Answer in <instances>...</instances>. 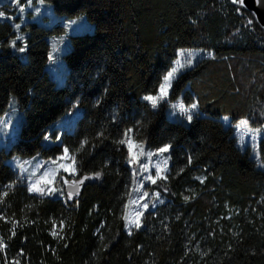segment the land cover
<instances>
[{
  "label": "trees",
  "instance_id": "16d2710c",
  "mask_svg": "<svg viewBox=\"0 0 264 264\" xmlns=\"http://www.w3.org/2000/svg\"><path fill=\"white\" fill-rule=\"evenodd\" d=\"M45 1L58 13L86 14L95 30L70 37L58 85L46 65L49 36L64 26L27 21L14 49L12 21L20 17L0 5L7 13L0 17V119L12 93L24 115L19 134L0 144V238L8 255L21 264H264V168L240 148L233 126L242 119L264 126V26L255 14L239 0ZM184 48L211 55L173 79L168 99L153 108L143 97L156 94ZM178 100L196 103L200 114L172 118ZM75 101L83 113L74 129L46 142ZM128 129L151 150L170 145L171 157L167 179L147 184L162 201L131 234L124 217L133 169L119 143ZM65 148L76 173L59 172L58 195L29 191L6 162L55 159ZM259 151L264 161V136ZM99 171L77 195L65 194V183Z\"/></svg>",
  "mask_w": 264,
  "mask_h": 264
},
{
  "label": "rangeland",
  "instance_id": "374dc122",
  "mask_svg": "<svg viewBox=\"0 0 264 264\" xmlns=\"http://www.w3.org/2000/svg\"><path fill=\"white\" fill-rule=\"evenodd\" d=\"M0 5H6V8L14 9L16 15H19L20 17L19 20L12 21L16 31V37L13 38L10 43L14 49H16V42L18 40L24 39L27 35V32L21 29V26L27 21H35L48 27H52L56 24H61L64 26V31L62 33H56L49 36L52 54L48 64L46 65L49 75L55 79L56 83L58 85L63 84L68 71L64 53L71 46L70 37L75 34L93 32L95 30L94 22L91 21L84 13L75 16L58 13L54 9L52 3L45 0H19V3H17L16 0H0ZM21 6L23 7V11H21ZM0 11L4 12L5 15L7 14L4 9H1ZM182 51L184 53L183 55H181ZM209 55H211V52L207 50L193 48L180 49L178 51V57L175 59L172 68L177 66V61H179V63L183 64L184 66L179 69L173 79H175L181 72L192 67L201 58L207 57ZM188 61H190V63ZM167 99L168 96L165 100ZM179 102H181V100H178V103ZM185 106L188 105L185 104ZM192 111L193 116L200 114L198 107ZM82 113L83 107L77 101H75L70 111L64 117H62L58 123L56 136H50V129L45 137L46 142L59 143L61 141L62 132L72 131L75 127L78 117L81 116ZM168 113L172 118L189 122L187 115L181 113L176 107L171 106ZM23 119L24 115L19 108L18 99L16 95L12 93L9 98L7 111L0 119V144L5 146L10 144L11 139L19 134ZM222 120L226 125L231 123L228 117H223ZM242 121H246V124H242ZM233 126L240 148L242 150L249 148L251 156L257 160L258 166L264 168V161L261 159V154L259 151V142L264 136V126L261 128H253L249 125L246 119L238 121L236 124H233ZM129 137L133 144L132 151L135 154V162H129L133 169V180L125 208V216H127L129 220H135L137 217H139V222L141 225L142 217L145 211L155 207V205L163 199L158 191L149 189L147 184L151 183V179H146V177L157 179V167H159L161 174L166 176L167 171H169L171 157L169 150L164 153H158V150H151L148 148L146 142L135 140L132 136V133H129ZM123 139H126L125 135ZM140 144L143 145L142 151L144 153L151 152L154 153V155L151 157H148L147 155H141V149L136 147V145ZM62 156H64V153L55 159L44 158L37 155L31 157L13 155L9 157L6 162L19 171L20 175H22V178L26 180L29 191L30 188L35 187L44 189V192L49 195H58L61 194L62 191L60 186H58L55 181L59 172L64 171L61 165H66L69 168L73 166V162L71 160L72 155L69 152V158L64 160L58 159ZM131 159H133L132 156H130L129 161ZM53 161H55V163H53ZM142 168H146L147 170L143 171ZM66 173L75 174L76 171L75 173H72L71 171ZM49 181H51V183H49ZM31 192L38 193L39 191ZM144 193H147V195L145 196ZM156 193H159V196H157ZM145 203L148 205L147 208L143 207ZM130 227L131 231L133 228H136L134 225H130ZM125 230L129 233L128 227H126V225Z\"/></svg>",
  "mask_w": 264,
  "mask_h": 264
},
{
  "label": "snow or ice",
  "instance_id": "6c2138e0",
  "mask_svg": "<svg viewBox=\"0 0 264 264\" xmlns=\"http://www.w3.org/2000/svg\"><path fill=\"white\" fill-rule=\"evenodd\" d=\"M16 2L19 3V0H16ZM239 2L242 3V0H239ZM21 11H23V7L22 6H21ZM4 15H5L4 12L0 11V17H3ZM20 51H24V49L21 48ZM183 54L184 53L182 51L181 52V55H183ZM188 62L190 63V61H188ZM183 66H184L183 64H180L179 61H177V66H174L170 71L167 72V74H165L163 76L162 81L159 83L158 89L156 90V94L155 95H152V94L146 95V96L143 97V99L146 100V101H148L153 108H156L161 101H163V100H165L167 98L168 93H169V89L171 88L172 80H173L175 74ZM174 107L178 108L181 113L186 114L187 115V119L189 121H191L192 118H193V111L192 110L196 109L197 104L196 103H192L191 105L185 106V104L181 101L177 105H175ZM225 119H227V118H225ZM241 123L242 124H246V121H242ZM131 132H132V129L126 130L125 133H124L126 139H122V140L119 141V143L126 144L128 146V150H129L130 156L133 157V159H131L129 161L130 163L135 162V154L132 151L133 144H132L131 139L129 137V133H131ZM87 143H88L87 140L83 141L81 143V145H80V149H77V151L82 150L84 148V145L87 144ZM136 147L139 148V149H141V152H140L141 155H147L148 157H151L152 155H154V153H151V152L144 153L142 151V148H143V145L142 144L136 145ZM169 148H170V145H164L162 148L158 149V153L167 152L169 150ZM68 151L69 150L67 148H65L64 149V156H62V157H60L58 159L64 160V159L69 158L68 157ZM189 159H191V158H189ZM71 160L73 162V166L71 168H69L68 166L63 165V164L61 165V167H63V169H64L65 172L71 171L72 173H75L76 168H75V156L74 155L71 157ZM53 163H55V161H53ZM165 163H166V161H165ZM142 170L143 171H146L147 169L146 168H142ZM156 172H157V178L167 179L166 176H163L161 174V171H160L159 167H157ZM46 175H47V173H46ZM94 175L96 177H99L101 175V173L100 172H96ZM88 178L89 177H87V176L84 177V179H88ZM146 179H151V182L153 184H155L157 182V180L156 179H153L152 177H146ZM49 183H51V181H49ZM82 183H83V179L75 182V186H76V189H77V194H78V187ZM8 187H11V185H9ZM30 191H39V192H41L43 194L44 189L33 187V188H30ZM4 195L6 196L7 193L5 192ZM72 195H73L72 192H69L68 193L69 198H71ZM144 195L146 196L147 193H144ZM156 195L159 196V193H156ZM187 199H188V197H185V200H187ZM143 207L144 208H147L148 205L145 203L143 205ZM124 219L127 221L126 227H128L129 234H131V227H130V225H134L136 228H139L140 227L139 217H137V219H135V220H129L128 217L125 216ZM53 223H55V222H53ZM12 235H15V225H13ZM52 235L55 237V236L58 235V233H56L54 231L52 233ZM4 248H6V244L4 243L3 239L0 238V250H3ZM16 264H19V262L17 261Z\"/></svg>",
  "mask_w": 264,
  "mask_h": 264
},
{
  "label": "water",
  "instance_id": "95a60500",
  "mask_svg": "<svg viewBox=\"0 0 264 264\" xmlns=\"http://www.w3.org/2000/svg\"><path fill=\"white\" fill-rule=\"evenodd\" d=\"M242 2L246 8H248L249 10H251L255 14L258 22L264 26V0H242ZM95 173L96 172L85 173V174H82L81 176H79L78 178H76L75 180L65 183V185H64L65 194L68 196V193L72 192L73 193L72 197L77 195V189L75 186V182H77L81 179H83V183L79 185L78 193L81 192L88 183L94 182V181H97L98 179H100L102 176V172H100L101 175L99 177H96L94 175ZM85 176H87L89 178L84 179Z\"/></svg>",
  "mask_w": 264,
  "mask_h": 264
},
{
  "label": "built area",
  "instance_id": "2783aa9c",
  "mask_svg": "<svg viewBox=\"0 0 264 264\" xmlns=\"http://www.w3.org/2000/svg\"><path fill=\"white\" fill-rule=\"evenodd\" d=\"M35 183V182H33ZM32 184V183H31ZM2 251L3 254V264H16V262L18 261L19 264H21V262L19 260H17L16 258H12L8 255L7 253V245L6 248H4ZM0 264H1V260H0ZM25 264H30L29 262H25Z\"/></svg>",
  "mask_w": 264,
  "mask_h": 264
},
{
  "label": "crops",
  "instance_id": "0c3cea01",
  "mask_svg": "<svg viewBox=\"0 0 264 264\" xmlns=\"http://www.w3.org/2000/svg\"><path fill=\"white\" fill-rule=\"evenodd\" d=\"M20 174V173H19ZM22 177V175H20Z\"/></svg>",
  "mask_w": 264,
  "mask_h": 264
}]
</instances>
